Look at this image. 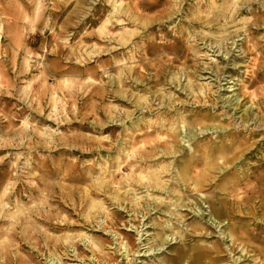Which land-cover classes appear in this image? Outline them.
<instances>
[{
    "label": "rangeland",
    "instance_id": "374dc122",
    "mask_svg": "<svg viewBox=\"0 0 264 264\" xmlns=\"http://www.w3.org/2000/svg\"><path fill=\"white\" fill-rule=\"evenodd\" d=\"M263 15L264 0H0V264H193L202 246L264 264L263 194L242 212L228 195L238 173L264 163ZM131 66L149 92L121 84ZM136 95L152 108L135 111ZM170 97L183 103L169 114ZM171 117L225 129L183 133L177 156L130 166L168 138ZM221 144L243 154L223 171ZM209 149L218 160L206 171ZM151 164L168 169L159 190L139 177Z\"/></svg>",
    "mask_w": 264,
    "mask_h": 264
},
{
    "label": "bare ground",
    "instance_id": "6f19581e",
    "mask_svg": "<svg viewBox=\"0 0 264 264\" xmlns=\"http://www.w3.org/2000/svg\"><path fill=\"white\" fill-rule=\"evenodd\" d=\"M117 7V6H116ZM119 8V7H118ZM117 9V8H116ZM119 10V9H118ZM234 13V12H232ZM128 14V13H127ZM123 15V14H122ZM125 15V14H124ZM129 15V14H128ZM221 15V14H220ZM226 15V14H225ZM233 15V14H232ZM118 16V15H117ZM127 16V15H126ZM125 16V17H126ZM200 16V15H199ZM218 16V15H217ZM262 16V15H261ZM264 16V15H263ZM198 17V16H197ZM213 17V16H212ZM233 17V16H232ZM127 18V17H126ZM200 18V17H199ZM226 18V17H225ZM228 18H230L228 16ZM129 19V18H128ZM203 19V18H201ZM227 19V18H226ZM231 19V18H230ZM198 20V18H197ZM228 20V19H227ZM211 21V20H210ZM232 22V21H231ZM234 22V21H233ZM260 21L257 20L256 22H254V24H258ZM227 23V22H225ZM233 24V23H232ZM260 24V23H259ZM194 25V24H193ZM224 25V24H223ZM227 25V24H226ZM257 31V30H256ZM134 35V33H133ZM230 35V34H229ZM123 37V36H122ZM124 40V39H123ZM126 40V39H125ZM124 43H126L125 41H123ZM224 42V41H223ZM235 42V41H234ZM121 43V42H120ZM147 51H150L151 48L149 46H147L146 48ZM164 51V49H163ZM178 55V54H177ZM172 62V61H171ZM126 68V67H125ZM125 68H122L120 70L121 72V75H120V82L122 85H131V86H134L135 88H141L142 90H147L149 92V90H151V88H147L146 86H144V80H148L149 81V78L147 77L146 74L142 73L140 74L139 73V76H137L136 78H133V74L135 72H138V70L136 68H131L129 70H125ZM128 68V67H127ZM124 74V75H123ZM156 77L157 78H154L152 81L155 83V84H160L161 82H164L163 81V77L162 75H157L156 74ZM178 79H181L182 76L180 77H177ZM261 78H264V71L260 72V74L258 75V79H261ZM257 79V81H258ZM261 83V82H260ZM256 85V84H255ZM258 85V83H257ZM157 92V91H156ZM204 92V91H203ZM205 95V94H204ZM197 96V95H195ZM199 96V95H198ZM137 97V100L135 101L136 103V106H135V111H140L141 109L143 108H146L148 110H150L152 108V103H150V98H146V99H143L142 96H139V95H136ZM161 101H160V104L161 106L165 105L166 104V100H165V97L166 95L165 94H160L158 96ZM157 97V98H158ZM207 97V95L205 96V98ZM240 99V98H239ZM119 100H123V99H119ZM263 100V99H262ZM206 101V100H205ZM123 102V101H122ZM199 102V101H198ZM179 103H183V101H180L177 103V101H175L172 97H170L168 99V104L167 106H164V110L165 111H168V113L170 114V108H173L175 107L177 104ZM246 104V103H245ZM257 105V104H256ZM243 106V105H242ZM252 107V105H251ZM257 107V106H256ZM238 108V107H237ZM263 113V112H262ZM256 114V113H255ZM252 118V117H251ZM168 122L170 123L171 127L168 128V132L170 131V133L167 135L168 138H166L164 141H157V140H153L152 142H147L146 145L144 146V150L145 149H150V155H147L145 156L142 160L140 161H135L134 160V156L135 155H132L131 156V161H129V165L130 166H134V165H142L143 163L145 162H148L149 159L153 156H155L157 154V151H159L158 155H161L160 158H165V156L167 155H174V156H177L178 152H181L182 149H179L177 148V145H178V142H177V139L181 138V135L184 133V136L182 135V139L183 141H190L192 139H195V136L198 134H196L194 132V129L195 130H200L199 133H204L206 131H215V130H218L219 128H224L221 125H217L215 123H207L205 121H201L200 119H194L193 118V122L192 124H189L186 122V120L182 117H171L170 119H167ZM259 120V119H258ZM216 121V120H215ZM249 121V120H248ZM221 122V121H220ZM219 122V123H220ZM258 122V121H257ZM262 124H264V119H262ZM146 126H154V125H151L150 122H147L145 123ZM224 125V124H223ZM166 123L165 122H160L159 124H157L155 127H156V130L158 132H162L164 130V128L166 127ZM227 127V125H226ZM225 129V128H224ZM263 129V128H262ZM153 132L152 130L148 131L147 133H145V136H149L150 133ZM189 136V139H185ZM227 144V143H226ZM237 144V143H236ZM225 144H221V145H218L216 147V151L218 152L220 158L222 159V168L218 167L221 169V171H223V169H226L229 167L230 164L234 163L237 159H239L243 154H238V155H235L233 157H228L227 155V149L225 146ZM204 145H202L201 148H204L203 147ZM234 146V145H233ZM228 147V146H227ZM245 147V146H244ZM218 148V149H217ZM238 147H236L237 149ZM246 148V147H245ZM161 149V150H160ZM239 149V148H238ZM249 149V148H248ZM210 152L208 154L205 155V160H204V165L206 166V171L207 169H210V168H213L214 165L217 164V160L216 158H213V154H214V151L215 150H211L209 149ZM192 151H194V148H192ZM244 152V151H243ZM135 154L134 151L131 152V154ZM264 156V155H263ZM137 157V155L135 156ZM215 159V160H214ZM194 160H191V161H182L184 162V165H187L189 166L190 164L193 163ZM121 165V162L119 164V166ZM175 166V165H174ZM174 166L172 168H174ZM263 168L264 169V163L257 166L255 171H252V173H246V174H240L238 173L237 175V179L232 181L230 183V189L228 191V195H230L232 197V199L237 203V204H240V206H238V211L241 210V206L243 205V203H248L250 201L254 202L255 199L258 197L257 194L260 195L263 194V199H262V202L264 203V174L259 172V168ZM121 168V166H120ZM182 169V167H179ZM179 170V172H181L182 174H180V177L183 175V177H189V179H192L193 182H195V185L198 184V177H194V176H189V173L186 172V169H182V170ZM166 171H168V169L164 166V165H148L146 168H143L142 172H140V179H145L146 181V189L149 191L150 189L151 190H159L163 187V182L161 181L162 179V175L164 173H166ZM184 173V174H183ZM242 175V176H241ZM182 177V178H183ZM133 178V177H132ZM245 178H248V180H250L251 178H254V181H252L250 183L247 182L245 183V187L241 188L240 185H241V182L242 180H244ZM140 179L138 181H140ZM195 190H197L196 187H194ZM166 189V187H165ZM240 193H243L244 195L242 196H238V194ZM184 193L181 194L180 193V197L178 199H182L184 197ZM206 197V200L208 198H210V196L208 194H205L204 195ZM148 197L151 199L150 200V203H147L148 206H156L158 204V199H156V197L153 195V193H149L148 194ZM186 198V197H185ZM183 200V199H182ZM255 203V202H254ZM253 204V203H252ZM254 205V204H253ZM187 207V206H186ZM191 207V206H190ZM192 208H199L198 204L196 203L194 206L191 207ZM237 211V210H236ZM217 210L216 208L214 207V212L215 214ZM242 212V211H240ZM238 213V212H237ZM145 215V214H144ZM173 215V214H172ZM219 215V214H218ZM236 217V215L233 216V218ZM232 218V219H233ZM68 225V224H67ZM219 226V225H218ZM202 229V228H201ZM244 232V231H243ZM233 232L230 233V236L232 237L231 239L232 240H237L238 238H235L234 235L232 234ZM245 234V233H244ZM228 235V234H227ZM240 237V236H239ZM85 238L87 239V241L91 244V248H93L92 251H94V254H95V251H102L103 247H104V241H101L100 239H97V238H94V237H90L88 235H85ZM85 239V240H86ZM168 239V238H167ZM122 243V244H121ZM121 244V248H124L125 249V252L129 251L127 248V243L125 244L124 242H120ZM164 245V244H162ZM154 249H156V247H154ZM198 250H195L194 254L192 255V257L195 259V261L191 262L193 264H229L225 261H222L220 259V257L218 256H213V253L214 252H218V249L216 246L214 247H210L209 249L205 250V248L202 246L200 248H197ZM200 250V251H199ZM229 250V249H228ZM264 250V249H263ZM222 251V250H221ZM231 252V251H230ZM264 252V251H262ZM216 254V253H215ZM232 254V252H231ZM54 255V254H53ZM126 255L128 256V253H126ZM96 256V255H95ZM196 256V257H195ZM60 257V256H59ZM97 258V256H96ZM239 258V257H238ZM8 259V258H7ZM54 261L56 260V263H59V264H64L60 258L58 259H55L53 258ZM217 260H220L219 263H215ZM226 260V259H225ZM237 260V259H236ZM235 260V261H236ZM6 263H10L9 260H6ZM54 263V264H56Z\"/></svg>",
    "mask_w": 264,
    "mask_h": 264
}]
</instances>
